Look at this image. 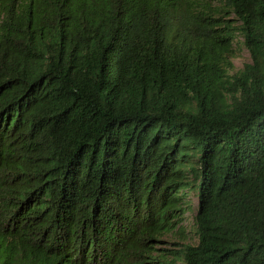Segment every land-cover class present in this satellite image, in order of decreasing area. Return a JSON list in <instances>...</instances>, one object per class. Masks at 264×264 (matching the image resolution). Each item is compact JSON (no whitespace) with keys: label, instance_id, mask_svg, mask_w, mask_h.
<instances>
[{"label":"trees","instance_id":"obj_1","mask_svg":"<svg viewBox=\"0 0 264 264\" xmlns=\"http://www.w3.org/2000/svg\"><path fill=\"white\" fill-rule=\"evenodd\" d=\"M0 264H264V0H0Z\"/></svg>","mask_w":264,"mask_h":264},{"label":"rangeland","instance_id":"obj_2","mask_svg":"<svg viewBox=\"0 0 264 264\" xmlns=\"http://www.w3.org/2000/svg\"><path fill=\"white\" fill-rule=\"evenodd\" d=\"M250 61H251V56H250L248 49L244 45L240 44L237 48L236 55L233 58V64H234L233 71L236 72L240 70L241 68L244 67L246 63H249ZM189 198L191 199L192 208L196 209V204H197L198 199L192 193L189 195ZM187 222L189 223V225L193 223L192 214L189 212L187 213ZM168 247L174 248L175 245L171 243V245H168Z\"/></svg>","mask_w":264,"mask_h":264}]
</instances>
